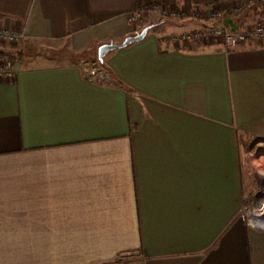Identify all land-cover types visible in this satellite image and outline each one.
Instances as JSON below:
<instances>
[{
    "label": "crops",
    "instance_id": "obj_1",
    "mask_svg": "<svg viewBox=\"0 0 264 264\" xmlns=\"http://www.w3.org/2000/svg\"><path fill=\"white\" fill-rule=\"evenodd\" d=\"M155 3L197 6L0 0V27L27 34L21 47L0 41V59L16 62L0 77V264H107L137 251L139 264H264V225L245 211L252 148L237 139L264 138V41L176 44L209 23L152 11L130 23ZM146 27L105 56L107 81L88 79L101 45Z\"/></svg>",
    "mask_w": 264,
    "mask_h": 264
},
{
    "label": "built area",
    "instance_id": "obj_2",
    "mask_svg": "<svg viewBox=\"0 0 264 264\" xmlns=\"http://www.w3.org/2000/svg\"><path fill=\"white\" fill-rule=\"evenodd\" d=\"M255 1L264 2V0H241L235 12H238L245 6L253 4ZM147 11L155 12L163 20H203L209 24L203 27L192 29L172 37L173 41L178 43H202L211 44L214 41H220L229 48H235L251 40L264 41V23L257 24L252 30L233 31L225 24V19L229 18L216 5L209 9L208 18L201 14V8L197 5L192 10H182L165 6L159 3L152 4L150 7H140L137 11L129 15V21L134 27L140 25L143 14ZM27 38L26 31L23 29H10L0 27V41L11 45H19ZM86 76L90 81L103 82L110 78V74L97 64L86 63L84 66ZM16 74V62L10 57L0 59V77L12 78ZM258 146H264V142H258ZM262 149V148H261ZM260 149V150H261ZM261 186L254 193V199L250 203L247 200L246 214L251 224L264 225V178L260 182ZM259 219V220H258Z\"/></svg>",
    "mask_w": 264,
    "mask_h": 264
},
{
    "label": "rangeland",
    "instance_id": "obj_3",
    "mask_svg": "<svg viewBox=\"0 0 264 264\" xmlns=\"http://www.w3.org/2000/svg\"><path fill=\"white\" fill-rule=\"evenodd\" d=\"M196 5L200 6L201 14L207 20V18L209 17L208 16L209 13L207 15H204L205 7L202 4H196ZM214 5H216L219 8V10H222L227 17L233 19L234 22H237V20L241 22L243 19H245L246 21H248L249 24L248 26H250L251 28H253L259 23H264V2L258 4V2L255 1L253 4L251 3L248 6H245L238 12H235L236 8L238 7V3L232 9L229 10H224L220 4H214ZM192 10L194 11V9L191 8L190 12ZM199 21H203V20H199ZM19 46L21 47V45ZM92 63L93 61L89 62V64ZM251 151H252L251 156L253 159L250 157L246 159L247 161L246 165L249 166V169H247V171H250L251 175H253L252 182L255 186V190L257 191L258 188L261 186L260 185L261 180L264 178V146H258V144H255L252 147ZM255 159L257 161H255ZM256 170H258V172H256ZM254 198L255 197L253 195L248 198L250 199V203L253 201ZM139 259H140V253L138 251L129 252L118 255L116 258H114L107 264H139L140 262Z\"/></svg>",
    "mask_w": 264,
    "mask_h": 264
},
{
    "label": "water",
    "instance_id": "obj_4",
    "mask_svg": "<svg viewBox=\"0 0 264 264\" xmlns=\"http://www.w3.org/2000/svg\"><path fill=\"white\" fill-rule=\"evenodd\" d=\"M225 24L227 26H229V28L233 31H238V26L234 23L233 19L231 18H227L225 19ZM149 31V28L146 27L144 28L141 32H139L138 34H135V35H130L128 37L125 38V40L122 42V43H106V44H103L99 47L98 49V58L100 60V62H103L104 61V57L109 53V52H112L114 50H118V49H123V48H126L127 46H129L130 44L132 43H135V42H140L142 41L147 33Z\"/></svg>",
    "mask_w": 264,
    "mask_h": 264
},
{
    "label": "trees",
    "instance_id": "obj_5",
    "mask_svg": "<svg viewBox=\"0 0 264 264\" xmlns=\"http://www.w3.org/2000/svg\"><path fill=\"white\" fill-rule=\"evenodd\" d=\"M194 2H195V4H202L205 7V10H204L205 15H207L209 13V9H210V7L212 5L217 4V0H194ZM259 3H263V2H258V4ZM253 28H250L248 30H252ZM4 54H2V55H4ZM89 62L90 61H87V62H85V64L89 63ZM92 64H97V65L101 66L106 72H108L110 74V72L105 68V57H104V61L103 62H100V60L98 58V59H96V61H93ZM83 70H84V67H83ZM246 135L247 134L239 132V131H238V134H237L239 147L242 148L245 152L250 151V149L252 148V144L253 143H256V142L264 139V138L253 137V136H251V137L248 136L247 137ZM246 204H248L247 201H246Z\"/></svg>",
    "mask_w": 264,
    "mask_h": 264
},
{
    "label": "bare ground",
    "instance_id": "obj_6",
    "mask_svg": "<svg viewBox=\"0 0 264 264\" xmlns=\"http://www.w3.org/2000/svg\"><path fill=\"white\" fill-rule=\"evenodd\" d=\"M259 220V219H258Z\"/></svg>",
    "mask_w": 264,
    "mask_h": 264
}]
</instances>
